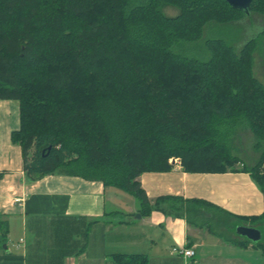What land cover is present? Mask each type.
Instances as JSON below:
<instances>
[{
    "label": "trees",
    "instance_id": "1",
    "mask_svg": "<svg viewBox=\"0 0 264 264\" xmlns=\"http://www.w3.org/2000/svg\"><path fill=\"white\" fill-rule=\"evenodd\" d=\"M167 7L177 14L164 15ZM250 14L264 18V0H252ZM244 18L222 0H0V99L19 105L11 140L21 148L26 178L59 171L100 182L134 197L143 216L155 210L210 230L216 207L173 196L150 202L138 176L170 171L169 159L187 173L242 171L264 200L256 39L238 52L206 41L205 61L173 51L199 41L208 22ZM259 38L264 50V26ZM75 71L91 85L75 86ZM238 130L253 137V166L232 154ZM257 220L264 223V212ZM6 234L0 218V244ZM255 245L264 252V242ZM113 258L147 264L139 255Z\"/></svg>",
    "mask_w": 264,
    "mask_h": 264
},
{
    "label": "crops",
    "instance_id": "2",
    "mask_svg": "<svg viewBox=\"0 0 264 264\" xmlns=\"http://www.w3.org/2000/svg\"><path fill=\"white\" fill-rule=\"evenodd\" d=\"M19 127L18 102L0 99V218L7 225L0 264H117L116 255L144 256L147 264H264L262 248L234 234L239 225L264 229L257 220L263 196L248 173H187L171 161L168 172L138 176L150 202L173 196L220 211L212 212L213 230L195 227L155 210L143 216L134 197L100 182L59 171L30 182L11 140ZM251 151L252 158H240L245 166L259 158ZM173 249H191L194 257L186 261Z\"/></svg>",
    "mask_w": 264,
    "mask_h": 264
},
{
    "label": "rangeland",
    "instance_id": "3",
    "mask_svg": "<svg viewBox=\"0 0 264 264\" xmlns=\"http://www.w3.org/2000/svg\"><path fill=\"white\" fill-rule=\"evenodd\" d=\"M162 10L163 14L166 16L174 17L177 14V11L172 8L167 7ZM263 26L264 18L257 14H250L239 22L224 25L208 22L202 28V36L199 41L173 48V51L179 52L186 57L205 61L209 58V54L204 47L206 41L221 40L238 52L245 42L255 38L256 47L252 55V75L264 86V50L262 47V41L259 38V33ZM112 76L114 77V74H112ZM74 78L77 80L75 86L78 85L82 90H84V85H91L90 82H85L83 76L77 75V71H75V74L73 75V81ZM92 85L96 86L99 84L93 83ZM103 85L105 86L104 83ZM100 87L102 90H106L107 86ZM252 147L253 137L250 132L247 130H238L232 140V154L239 159L243 158L245 160V157L246 159H250L253 155L251 151ZM257 154L259 156V152ZM261 235V242H264V229L261 230Z\"/></svg>",
    "mask_w": 264,
    "mask_h": 264
},
{
    "label": "water",
    "instance_id": "4",
    "mask_svg": "<svg viewBox=\"0 0 264 264\" xmlns=\"http://www.w3.org/2000/svg\"><path fill=\"white\" fill-rule=\"evenodd\" d=\"M222 1H224L231 9L241 12L245 17L250 15V5L252 0H222ZM139 217H140L139 215H136L137 219ZM234 234L237 237L251 244L260 243L262 239L261 231L258 230L257 228L250 226H244V225L236 226L234 229Z\"/></svg>",
    "mask_w": 264,
    "mask_h": 264
},
{
    "label": "built area",
    "instance_id": "5",
    "mask_svg": "<svg viewBox=\"0 0 264 264\" xmlns=\"http://www.w3.org/2000/svg\"><path fill=\"white\" fill-rule=\"evenodd\" d=\"M178 161V159H169L168 162ZM172 254L183 257L186 261L191 260L194 257V251L191 249H173Z\"/></svg>",
    "mask_w": 264,
    "mask_h": 264
}]
</instances>
